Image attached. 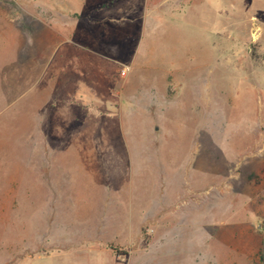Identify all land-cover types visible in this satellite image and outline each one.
I'll list each match as a JSON object with an SVG mask.
<instances>
[{"label": "rangeland", "instance_id": "obj_1", "mask_svg": "<svg viewBox=\"0 0 264 264\" xmlns=\"http://www.w3.org/2000/svg\"><path fill=\"white\" fill-rule=\"evenodd\" d=\"M261 258L264 0H0V264Z\"/></svg>", "mask_w": 264, "mask_h": 264}, {"label": "crops", "instance_id": "obj_2", "mask_svg": "<svg viewBox=\"0 0 264 264\" xmlns=\"http://www.w3.org/2000/svg\"><path fill=\"white\" fill-rule=\"evenodd\" d=\"M146 150H149V149H132V150H123V152H119V154L123 155L121 156L118 160H119V163L121 164L122 168L123 169H127V172H125V177L127 178V180H129V183H128V186H130V188H132V179L138 177L140 178L141 177V174L139 172V170L141 168H145L143 167L144 165L146 164H149V162L152 160L153 161V158L150 159L149 157H145V155H148L149 156V153H146L145 151ZM84 153L85 155H89L88 158H84V159H79L81 162H82V165H85L87 164L88 162L89 163H92L95 159H92V155H97V151L94 150V149H84ZM135 170L136 173H131V171ZM140 176V177H139ZM131 184V185H130ZM129 188V190H130ZM129 193V191H128ZM129 208V207H127ZM126 208V209H127ZM137 209L135 206L134 208H132V210L130 211L129 209L128 210V217L129 218H134V216H137L138 215H135L136 212H137Z\"/></svg>", "mask_w": 264, "mask_h": 264}, {"label": "built area", "instance_id": "obj_3", "mask_svg": "<svg viewBox=\"0 0 264 264\" xmlns=\"http://www.w3.org/2000/svg\"><path fill=\"white\" fill-rule=\"evenodd\" d=\"M126 74V71L124 70L123 72H122V76H124Z\"/></svg>", "mask_w": 264, "mask_h": 264}, {"label": "trees", "instance_id": "obj_4", "mask_svg": "<svg viewBox=\"0 0 264 264\" xmlns=\"http://www.w3.org/2000/svg\"><path fill=\"white\" fill-rule=\"evenodd\" d=\"M261 261L263 262L264 261V258H261Z\"/></svg>", "mask_w": 264, "mask_h": 264}]
</instances>
